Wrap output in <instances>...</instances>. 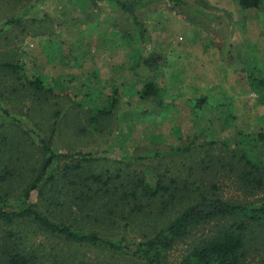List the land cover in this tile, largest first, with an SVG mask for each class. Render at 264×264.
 <instances>
[{
    "label": "rangeland",
    "instance_id": "rangeland-1",
    "mask_svg": "<svg viewBox=\"0 0 264 264\" xmlns=\"http://www.w3.org/2000/svg\"><path fill=\"white\" fill-rule=\"evenodd\" d=\"M188 1L201 12L167 0L142 12L144 44L132 20L106 2L12 0L14 11L0 2V30L7 16L22 19L0 33V66L21 64L26 78L45 77L46 88L56 93L16 91L17 77L0 67V172H12L17 191L33 180L44 159L42 142L51 140L57 153L96 157L94 164L85 166L94 174L120 168L126 173L143 171L153 183L154 171L163 174L168 167L169 176L189 179L192 189L206 177L226 199L264 205V186L246 195L237 182L239 167L234 172L218 161L236 150L257 162L262 159L264 167V141L258 140L264 132V89L258 93L250 82L251 74L264 77V5L243 11L237 0ZM150 81L163 89L162 104L141 98L140 91ZM115 91L118 102L112 113L96 126L88 122L89 112L97 107L111 112ZM202 98L206 100L199 108ZM186 147L191 148L178 155L159 161L155 157ZM124 156L150 159L129 166L120 161ZM76 160L61 161L54 173L64 162ZM210 161L216 165L206 170ZM33 200H39L38 192ZM151 220L147 219L150 229H142L139 221L114 237L127 235L134 249L138 239L165 223ZM218 224H203L178 241L168 252L170 264H179ZM25 226L0 222V241L9 232L26 233L34 244L27 250H37L43 264H146L131 255L66 243ZM248 248V262L263 264L261 228L249 234Z\"/></svg>",
    "mask_w": 264,
    "mask_h": 264
},
{
    "label": "trees",
    "instance_id": "trees-1",
    "mask_svg": "<svg viewBox=\"0 0 264 264\" xmlns=\"http://www.w3.org/2000/svg\"><path fill=\"white\" fill-rule=\"evenodd\" d=\"M164 0H92L94 3H108L114 6L124 17H129L138 31L141 43H146L147 32L140 15L151 5ZM173 5H183L194 13L201 8L188 0H167ZM9 4L14 11L12 0H0ZM241 10L260 9L264 0H237ZM5 26L20 25L22 19L8 18ZM4 20V19H3ZM155 63L154 60L149 64ZM2 67L17 77L16 91L35 95H55L52 89L44 84L45 77L30 80L24 76L21 64L4 63ZM251 84L258 93L264 89V77L250 75ZM139 93V92H138ZM117 91L111 101V112L104 107H97L89 112L88 122L94 126L102 117L109 116L117 106ZM142 99L154 98L163 103V89L153 81L147 83L140 91ZM264 103V96L261 97ZM205 98L199 101L202 108ZM1 107V105H0ZM5 112V111H4ZM6 113V112H5ZM57 125V124H56ZM56 125L53 131L56 130ZM258 140L264 141V132ZM44 159L37 174L26 186L17 191L13 186L12 172H0V222L26 225L25 229H36L52 238L60 239L70 244L90 245L95 248L110 251L120 255H131L146 264H170L168 252L175 244L188 237L194 228L211 221H218L216 231L201 238L193 245L189 253L179 264H250L248 262L249 234L258 227L264 232V205H254L226 199L215 183L209 185L206 177L200 179V184L192 189L189 179L179 176H169L166 167L163 174L156 172V181L151 183L143 171L126 173L122 168L112 173H97L85 171V166L94 164L97 158L89 153L60 154L52 146V141L42 142ZM191 148V147H190ZM175 149L155 157L165 158L178 155L190 149ZM18 161L21 158L18 156ZM77 159L76 164L64 162L61 171V161ZM149 157L124 156L122 163L140 165ZM219 164H227L239 170L238 183L246 195H254L264 186V167L262 159L256 161L246 152L239 155L236 150L218 159ZM204 161L201 162L203 165ZM206 170H213L216 162L210 161ZM12 165V161L9 162ZM151 163H149V166ZM6 167V164L4 168ZM161 169V166L158 168ZM168 169V170H167ZM213 178H216L214 175ZM39 194L35 202L33 196ZM154 214L159 216L154 218ZM154 216V217H152ZM173 217V218H172ZM147 219L164 220L163 226L152 228V232L137 240L135 248H129V237L121 228H129L132 224L142 221V229L151 228ZM158 220V221H159ZM109 235V236H108ZM26 233L13 234L9 232L4 242L0 241V264H43L37 250L31 249L34 244ZM264 264V257H263Z\"/></svg>",
    "mask_w": 264,
    "mask_h": 264
}]
</instances>
